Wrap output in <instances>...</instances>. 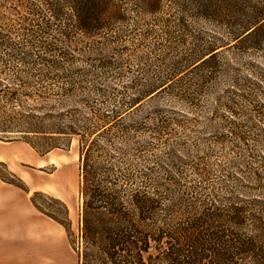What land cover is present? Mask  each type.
Returning a JSON list of instances; mask_svg holds the SVG:
<instances>
[{
  "label": "trees",
  "instance_id": "trees-1",
  "mask_svg": "<svg viewBox=\"0 0 264 264\" xmlns=\"http://www.w3.org/2000/svg\"><path fill=\"white\" fill-rule=\"evenodd\" d=\"M6 1L23 10H16L19 29L0 32V71L14 72L15 65L42 64L43 68L35 70L40 81L53 80L54 84L67 86L58 91L38 83V89L15 90L7 99H46L56 95L74 99L88 97V92L102 96L103 90L96 91L95 86L89 91L82 87L80 95L77 91L79 86L97 79L96 75L90 79L92 71L119 64L115 54L105 51L123 42L130 11L142 18L162 8V0ZM167 1L180 20L218 22L231 28L229 35L239 45L254 50L264 46V5L257 6L251 0ZM3 8L0 2V15H4ZM11 35L20 42L13 43ZM216 54L208 58L198 55L192 66L199 62L195 67L199 71L209 66L216 69ZM77 64L86 68L71 67ZM212 71L203 76L202 83L212 80L214 71L220 72ZM30 76L34 77L32 73ZM33 83L23 79L21 87L29 88ZM169 88L171 85L165 82L149 85L138 91L135 99L117 102L111 112L99 113L100 110L93 111L94 107L90 118L70 115L72 119L64 127L51 130L36 128L40 125H32L29 120L31 126L25 134L69 135L79 140L86 245L80 264H264V179L257 178L254 185L236 184L231 177H226L228 181L211 179L210 173L200 169L205 179L192 185L185 179V169L195 165V160L185 155L188 149L169 146L161 155L155 154L158 147L168 145L167 136L173 130L188 128L190 117L171 106L154 107L135 117L145 97ZM204 88L202 84L197 90L202 92ZM188 92L176 96L187 98ZM182 101L194 111L192 115L200 109L195 99ZM225 108L236 114L231 107ZM254 111L258 114L255 117L264 121V113ZM241 127L230 118L232 136H226L246 146L249 137L244 136ZM137 134H147L150 140L136 141ZM133 146L132 155L143 162L148 160L145 155L152 153L150 165L135 172L116 165L108 151L117 147L118 153L124 155ZM181 151L187 159L177 156Z\"/></svg>",
  "mask_w": 264,
  "mask_h": 264
},
{
  "label": "rangeland",
  "instance_id": "rangeland-1",
  "mask_svg": "<svg viewBox=\"0 0 264 264\" xmlns=\"http://www.w3.org/2000/svg\"><path fill=\"white\" fill-rule=\"evenodd\" d=\"M251 1L257 6L264 5V0ZM0 2L2 8L7 3V8H3L4 15H0V32L19 29L20 25L15 22L16 10L22 12L23 9H17L10 1ZM169 4V1L162 0L159 13L142 18L130 11L123 42L105 51L115 54L119 64L96 70V73L92 71L90 79L94 80V75L97 79L89 85L79 86L81 88L77 91L80 95L84 92L82 87L89 91L95 86L96 91L97 88L103 90L102 96L88 92L90 96L74 99H64L60 95L46 99H7L15 90L38 89V83L58 91L65 84L40 81L36 71L43 68L42 64L15 65L12 66L14 72L9 69L0 71V154L3 157L0 156V179L8 184L14 183L11 185L20 190L30 191L34 204L46 216H53L62 223L80 260H83L86 245L83 239L84 198L81 194L83 178L79 140L69 135L25 134L24 131L31 126L29 120L33 121L32 125H40L36 128L42 130L64 127L72 119L70 115L90 118V109L94 107L93 111L100 110L99 113L111 112L117 102L135 99L138 91L165 82L171 88L145 97L138 111H132L136 112L135 117L154 107L171 106L186 113L190 121L187 129L173 130L167 136L168 145L158 147L156 155L167 151L169 146L188 149L185 155L188 158L189 154L195 165L191 166L193 169H185V179L192 185L205 179L200 169L210 173L211 179L217 177V180L228 181L226 177H231L236 184L254 185L257 178L264 179V121H259L254 111L259 109L258 112L264 113V46L254 50L239 45L229 35L231 28L218 22L180 20ZM11 39L15 44L20 42L15 35H11ZM49 40L55 41L50 37ZM113 49L118 50L117 54ZM203 54L207 58L216 54L219 67L212 69L209 66L205 71L195 69L199 62L192 66L193 62ZM91 55L96 57L97 54ZM71 67L86 68L80 64ZM212 70L220 72L214 71L212 80L202 83L203 76ZM30 73L33 78H29ZM23 79L33 81L34 86L22 88ZM202 84L206 88L201 92L197 88ZM183 91H189L187 98L176 96ZM182 99H195L200 106L195 115L184 106ZM225 106L231 107L236 114H231ZM230 118L240 124L241 132L249 137L246 146L240 145L234 137H227L232 136L229 133ZM134 136L136 141L150 140L147 134ZM181 143H185L186 148ZM121 144H117L118 147ZM111 148L108 151L112 161L120 167L135 172L150 165L148 161L152 153H147L148 160L143 162L132 155L134 146L124 155L118 153L117 147ZM185 155L182 151L177 154L183 159ZM172 173L176 174L175 171ZM176 176L181 178L182 175Z\"/></svg>",
  "mask_w": 264,
  "mask_h": 264
},
{
  "label": "crops",
  "instance_id": "crops-1",
  "mask_svg": "<svg viewBox=\"0 0 264 264\" xmlns=\"http://www.w3.org/2000/svg\"><path fill=\"white\" fill-rule=\"evenodd\" d=\"M0 264H80L66 228L34 204L30 191L1 179Z\"/></svg>",
  "mask_w": 264,
  "mask_h": 264
}]
</instances>
